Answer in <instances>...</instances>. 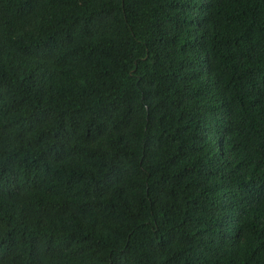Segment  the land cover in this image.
Masks as SVG:
<instances>
[{
    "label": "trees",
    "instance_id": "trees-1",
    "mask_svg": "<svg viewBox=\"0 0 264 264\" xmlns=\"http://www.w3.org/2000/svg\"><path fill=\"white\" fill-rule=\"evenodd\" d=\"M0 264H264V0H0Z\"/></svg>",
    "mask_w": 264,
    "mask_h": 264
}]
</instances>
